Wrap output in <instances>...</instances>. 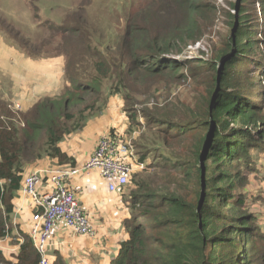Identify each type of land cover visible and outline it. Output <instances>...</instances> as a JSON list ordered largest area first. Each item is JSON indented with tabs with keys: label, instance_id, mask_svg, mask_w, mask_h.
I'll list each match as a JSON object with an SVG mask.
<instances>
[{
	"label": "trees",
	"instance_id": "1",
	"mask_svg": "<svg viewBox=\"0 0 264 264\" xmlns=\"http://www.w3.org/2000/svg\"><path fill=\"white\" fill-rule=\"evenodd\" d=\"M229 3L230 34L212 58H187L183 65L171 55L198 42L202 22L217 15L216 0H147L130 15L116 42L103 52L100 46L88 47L85 63L74 76L68 74L71 83L62 94L19 112V122L0 101V238L12 233V199L27 168L45 156L65 161L59 143L119 95L145 168L134 173L130 182L136 186L124 195L132 209L124 222L129 238L111 264H264V221L247 204L255 194L243 192L251 175L264 179L259 156L253 157L264 150V88L260 100L250 97L255 82L252 70L243 68L254 61L248 52L263 44L255 35H264V0ZM254 21L261 23L259 30ZM58 29L74 38L82 35L77 28ZM258 70L264 80V63ZM188 78L196 85L191 101L170 98L172 89ZM149 82L166 84L167 98L163 104L145 103L141 122L130 110L137 95L153 98L157 89L149 93ZM149 157L161 174L145 171ZM21 235L25 242L18 262L0 255V264H38L29 236ZM55 264L65 263L59 259Z\"/></svg>",
	"mask_w": 264,
	"mask_h": 264
},
{
	"label": "crops",
	"instance_id": "2",
	"mask_svg": "<svg viewBox=\"0 0 264 264\" xmlns=\"http://www.w3.org/2000/svg\"><path fill=\"white\" fill-rule=\"evenodd\" d=\"M66 64L67 58L64 55L25 52L16 37L0 32V94L7 103L20 104L23 112L42 98L53 97L63 91L68 84L65 77ZM130 125L123 99L114 95L101 114L90 118L82 129L66 135L59 143L62 153L66 155L65 161L46 156L38 160L37 165L48 167L72 163L82 167L92 155L96 141L105 131L116 129L131 137L129 133L133 131H129ZM258 163L264 171V158L259 157ZM33 168L31 165L28 172ZM70 182L77 189L80 202L90 213L99 240L73 234L68 230L59 232L54 238L51 251L54 263L62 259L65 264H111L118 255L122 242L129 238L124 222L131 216L132 209L122 208L119 198L109 193L98 170L75 175ZM250 183L260 182L253 178ZM260 185L263 186L264 182ZM252 194L254 193H249ZM12 203L13 230L11 235L0 238V255L17 263L21 246L25 242L21 233L30 235L33 211L32 200L21 187L16 191Z\"/></svg>",
	"mask_w": 264,
	"mask_h": 264
},
{
	"label": "rangeland",
	"instance_id": "3",
	"mask_svg": "<svg viewBox=\"0 0 264 264\" xmlns=\"http://www.w3.org/2000/svg\"><path fill=\"white\" fill-rule=\"evenodd\" d=\"M144 2H147V0H0V32L5 35L8 34L10 37H16L18 42L20 40L27 42L26 48L20 46L25 52L31 51L34 53L38 51V54L49 52L54 55L66 56L65 77L68 82L67 85H69L71 82L68 74L71 73L74 76L76 69L85 63L88 47L100 46L102 48H98V50L103 52L107 45L116 42L123 35L130 15L135 13L138 8L143 7ZM229 2L231 0H216L217 15L212 19L208 17V21L205 23L202 22V37L196 44L188 49L186 48L181 53L183 54L181 60L175 59L177 62L184 65L187 58L207 59L213 57L215 48H219L230 34L227 15ZM256 7L257 14H259V4ZM254 24L256 29L261 28L260 22L254 21ZM59 27L77 28L82 31V35L74 38L71 32L65 33L64 30L58 29ZM255 38L262 40L263 44L255 45L251 52H248L249 58L254 61L249 65L245 64L243 68L247 69L249 67L252 70L251 76L255 82L248 90L249 96L255 98V100H260L259 92H261L260 89L264 88V80L258 69L264 63V35L256 34ZM187 72L188 70L185 69L184 73L187 74ZM203 76H207V72ZM192 81V78H188L182 81L181 85L177 84L176 89H172L170 98L181 96L182 101L190 102L193 98V90L196 87ZM147 84L150 86L149 93L156 89L157 92L153 95V98H150L152 96H149V94L137 95L138 101L134 104L135 109L130 110L131 113L137 111V120L141 122H143V119L140 115V109L145 103L155 104L159 102L163 104L167 98L166 84L152 82ZM172 85L174 86V84ZM138 88L145 90L146 87L140 84ZM0 101L15 113L18 122L22 120L20 118L22 115L19 112L24 113L26 111L23 112L9 107L10 103L2 99L1 94ZM92 112L93 110L86 111L90 115ZM126 114L128 116L129 113ZM258 156L263 159L264 150L253 153L254 158ZM153 162L152 157H149L147 161L149 168L147 167L145 171L161 174L155 170L156 168H152L154 167ZM142 171L139 170L135 174ZM253 178H257L260 183L264 182V179L260 176L251 175L250 181ZM260 183H248L243 192L245 194H255L256 198L248 200L247 204L254 209L250 210L252 213L262 211L260 213L262 217L258 220L262 222L264 221V185L261 186ZM159 185L161 186V184ZM135 186L136 181L133 180L127 188L126 197Z\"/></svg>",
	"mask_w": 264,
	"mask_h": 264
},
{
	"label": "built area",
	"instance_id": "4",
	"mask_svg": "<svg viewBox=\"0 0 264 264\" xmlns=\"http://www.w3.org/2000/svg\"><path fill=\"white\" fill-rule=\"evenodd\" d=\"M14 108L19 109L20 105L14 104ZM134 136L135 133L127 137L116 129H109L98 138L92 155L82 167L71 163L41 167L36 161L32 164L33 170L23 175L21 189L32 200L29 237L39 254L38 264H55L51 254L54 238L63 230L99 240L90 213L71 185L75 175L98 170L109 193L119 198L123 209L129 208L124 202L127 186L134 173L145 168L136 156Z\"/></svg>",
	"mask_w": 264,
	"mask_h": 264
},
{
	"label": "clouds",
	"instance_id": "5",
	"mask_svg": "<svg viewBox=\"0 0 264 264\" xmlns=\"http://www.w3.org/2000/svg\"><path fill=\"white\" fill-rule=\"evenodd\" d=\"M195 44H196V43H195ZM192 45H194V43L191 44V45H189V46L187 47V49H188L190 46H192ZM181 55H183V54H178V55L173 56V57H172V55H171V57L174 58V59H177V60H181ZM113 96H114V95H113ZM120 97H121V96H120ZM121 98H122V97H121ZM122 99H123V98H122ZM123 102H124V100H123ZM15 104H17V103H15ZM19 105H20V104H19ZM9 107H13V108H14V104H9ZM16 110H19V111H20V110H21V105H20V108H19V109H16ZM124 111H125V109H124ZM125 113H127V112L125 111ZM126 115H127V114H126ZM128 117H129V116H128ZM129 120H130V119H129ZM133 133H134V132L129 133L130 136H132ZM134 138H135V136H134ZM134 138H133V139H134ZM45 157H46V156H45ZM43 158H44V157H43ZM41 159H42V158H41ZM39 160H40V159H39ZM37 161H38V160H37ZM34 162H36V161H34ZM34 162H33V163H34ZM33 163H32V164H33ZM32 164H31V165H32ZM71 164H72V163H71ZM29 167H30V166H29ZM29 167H28V168H29ZM28 168H27V170L25 171V173L28 171ZM0 184H2V181H1V180H0ZM21 184H22V182H21ZM124 195H125V194H124ZM7 236H8V235H7Z\"/></svg>",
	"mask_w": 264,
	"mask_h": 264
},
{
	"label": "water",
	"instance_id": "6",
	"mask_svg": "<svg viewBox=\"0 0 264 264\" xmlns=\"http://www.w3.org/2000/svg\"><path fill=\"white\" fill-rule=\"evenodd\" d=\"M236 25H237V22H236ZM235 29V28H234ZM234 31V30H233ZM224 65V62L222 61L221 62V64H220V68H219V73H220V71H221V67ZM218 84H219V76H218ZM202 181H203V188H202V190H203V195H204V193H205V173H204V171H203V179H202Z\"/></svg>",
	"mask_w": 264,
	"mask_h": 264
}]
</instances>
